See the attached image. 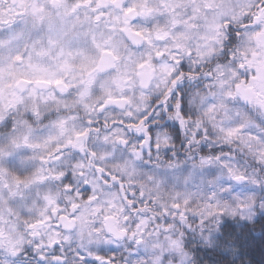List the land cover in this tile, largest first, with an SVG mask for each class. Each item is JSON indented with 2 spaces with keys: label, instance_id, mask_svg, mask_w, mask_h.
<instances>
[{
  "label": "clouds",
  "instance_id": "obj_1",
  "mask_svg": "<svg viewBox=\"0 0 264 264\" xmlns=\"http://www.w3.org/2000/svg\"><path fill=\"white\" fill-rule=\"evenodd\" d=\"M0 264H264V0H0Z\"/></svg>",
  "mask_w": 264,
  "mask_h": 264
}]
</instances>
